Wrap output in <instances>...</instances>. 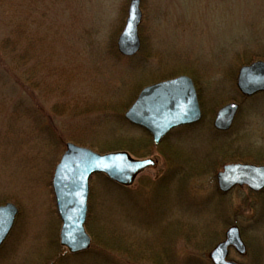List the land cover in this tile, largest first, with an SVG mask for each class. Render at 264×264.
<instances>
[{
    "label": "rangeland",
    "instance_id": "obj_1",
    "mask_svg": "<svg viewBox=\"0 0 264 264\" xmlns=\"http://www.w3.org/2000/svg\"><path fill=\"white\" fill-rule=\"evenodd\" d=\"M12 2L18 9L0 8V39L21 22L17 48L30 47L14 63L22 84L7 77L11 64L0 67V205L18 210L0 264H212L231 225L246 251L228 248L226 259L264 264V192L221 193L214 178L226 163L264 165V92L244 97L235 86L240 65L264 60V0H140V46L127 58L116 39L129 0ZM178 75L197 87L201 119L154 146L123 114L143 86ZM228 102L238 111L216 132L214 113ZM68 142L155 160L126 188L89 179L91 245L75 256L58 244L50 185Z\"/></svg>",
    "mask_w": 264,
    "mask_h": 264
},
{
    "label": "water",
    "instance_id": "obj_2",
    "mask_svg": "<svg viewBox=\"0 0 264 264\" xmlns=\"http://www.w3.org/2000/svg\"><path fill=\"white\" fill-rule=\"evenodd\" d=\"M141 20L139 0H129L122 30L116 39V49L122 56H133L139 49L137 26ZM236 88L244 96L264 91V62L254 61L241 66L236 75ZM238 105L227 103L215 113L212 125L218 131L227 130ZM130 123L146 130L157 143L169 130L196 122L200 110L191 79L179 75L144 86L124 113ZM151 159H133L124 151L98 154L90 149L65 144V150L54 167L51 189L57 215L61 221L59 243L68 252L76 253L89 247L84 230L87 212L88 178L102 173L117 184L128 186L143 169L153 165ZM217 188L226 192L234 185H246L253 191L264 187V166L229 163L215 175ZM17 208L11 203L0 205V244L12 227ZM224 240L209 253L213 264H237L225 260L227 248L232 246L239 254L244 245L238 229L227 228Z\"/></svg>",
    "mask_w": 264,
    "mask_h": 264
},
{
    "label": "trees",
    "instance_id": "obj_3",
    "mask_svg": "<svg viewBox=\"0 0 264 264\" xmlns=\"http://www.w3.org/2000/svg\"><path fill=\"white\" fill-rule=\"evenodd\" d=\"M15 4L14 8L18 9L19 4H16L15 2H12V0H9V2L0 0V8H9L12 4ZM6 35L4 38L0 39V67L1 68H7L9 64H11V67L15 74L12 75L9 72H6L7 77L12 80L13 82L16 81L22 84L21 78H19V67L16 66L14 63H18L23 58H27L28 55V48L30 47L29 44L26 46L24 45L23 48H17V43L22 40L23 36L25 35V30L22 28L21 22H17L13 27H9L8 30H6ZM27 38V34H26ZM25 58V59H26ZM28 59V58H27ZM26 59V60H27ZM24 60V61H26ZM28 86V85H27Z\"/></svg>",
    "mask_w": 264,
    "mask_h": 264
},
{
    "label": "flooded vegetation",
    "instance_id": "obj_4",
    "mask_svg": "<svg viewBox=\"0 0 264 264\" xmlns=\"http://www.w3.org/2000/svg\"><path fill=\"white\" fill-rule=\"evenodd\" d=\"M89 250V249H88ZM122 251H124V248H121V251L120 252H122ZM118 264H120L119 262H118Z\"/></svg>",
    "mask_w": 264,
    "mask_h": 264
},
{
    "label": "bare ground",
    "instance_id": "obj_5",
    "mask_svg": "<svg viewBox=\"0 0 264 264\" xmlns=\"http://www.w3.org/2000/svg\"><path fill=\"white\" fill-rule=\"evenodd\" d=\"M95 174H97V173H94V174H92V175H95ZM92 175H91V176H92ZM88 180H89V178H88ZM87 209H88V206H87Z\"/></svg>",
    "mask_w": 264,
    "mask_h": 264
}]
</instances>
